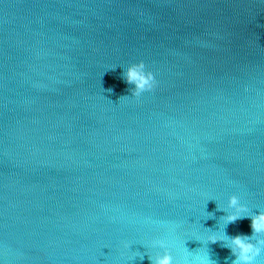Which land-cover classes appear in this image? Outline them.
I'll list each match as a JSON object with an SVG mask.
<instances>
[{"label": "water", "instance_id": "water-1", "mask_svg": "<svg viewBox=\"0 0 264 264\" xmlns=\"http://www.w3.org/2000/svg\"><path fill=\"white\" fill-rule=\"evenodd\" d=\"M233 195L264 211V0H0V264H231Z\"/></svg>", "mask_w": 264, "mask_h": 264}, {"label": "clouds", "instance_id": "clouds-1", "mask_svg": "<svg viewBox=\"0 0 264 264\" xmlns=\"http://www.w3.org/2000/svg\"><path fill=\"white\" fill-rule=\"evenodd\" d=\"M123 79L130 88L131 96L139 98L143 93L152 92L157 81L151 71H146V65L143 61L131 64L123 72ZM127 97V96H125ZM228 214L223 217L225 225L235 223L240 219H250L251 235L237 234L229 236L226 232L223 234H213L208 237L209 243H220L221 246L230 250L232 259L231 264H255L256 258L264 251V211L251 212L249 208L240 203L236 195L229 198L227 204ZM154 247L166 249L164 241H156ZM147 256L149 264H173V257L164 251L163 254L144 255ZM200 264H210L207 257L200 261Z\"/></svg>", "mask_w": 264, "mask_h": 264}]
</instances>
